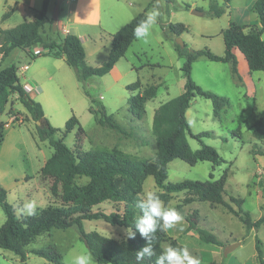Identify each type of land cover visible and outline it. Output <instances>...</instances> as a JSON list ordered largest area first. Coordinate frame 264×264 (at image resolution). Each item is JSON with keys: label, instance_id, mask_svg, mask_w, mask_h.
Here are the masks:
<instances>
[{"label": "rangeland", "instance_id": "obj_1", "mask_svg": "<svg viewBox=\"0 0 264 264\" xmlns=\"http://www.w3.org/2000/svg\"><path fill=\"white\" fill-rule=\"evenodd\" d=\"M59 1V10L54 4L50 6V18L58 11L62 12L63 1ZM157 1L161 2L162 6L155 8L159 11V17L152 27L147 42L134 40L125 57L116 63L115 70L104 76H93L88 80L87 88L95 101L84 92L74 68H70L74 71L73 86L69 80L63 87L58 82L48 81L47 85H43V93L42 91L36 93L41 96L44 103L43 108L47 114L45 117L51 120L54 127L63 129L72 115L78 117L85 130L83 139L76 143L77 134L76 130H73L65 137L67 145L84 150H115L128 158L153 160L157 152V142L152 131L155 110L162 103L179 95L186 82L183 70L186 58L178 52L176 47L178 39L183 41V46L180 47L186 54L193 50L208 48L215 54L223 55L225 43L222 32L231 23L260 25L258 14L253 9L256 0H232L229 3L230 7L228 6L220 17L209 14L210 0ZM185 2L192 8L186 7ZM218 2L222 5L226 4L225 0ZM152 9L154 8H149L148 12ZM194 9L204 14H196L193 12ZM176 23L186 25L187 30L180 35L175 34L171 31L170 25ZM262 38L264 39V33ZM237 51L242 57L239 65L241 79L233 74L231 62L213 61L205 55L199 56L193 62L191 70V78L196 84L230 99V106L221 112L220 117L215 116L212 101L199 95L193 98L187 112L191 131L209 132L210 135L203 136L202 139L205 143L216 147L223 162L219 166H214L212 162L204 160L191 165L176 158L168 164V181L207 180L211 179V176L217 179L227 171L224 199L236 209L238 206L231 202L230 198L244 199L242 208L251 214L252 219L257 220L264 214V154H257L258 150H264V140L256 138L253 131L255 118L261 116L264 121V71H250L244 54L240 50ZM38 58L31 59L28 56L19 62L13 56L10 58L9 62L18 66V75L23 84L27 83L26 78L34 69L33 62ZM25 64L29 67L22 73L21 68ZM137 79H140L144 86L158 85L157 95L147 101L146 113L142 119H137L132 114L128 104L130 91L126 86ZM65 80L67 82L66 77ZM102 106L122 127L123 132L99 123ZM27 113L28 110L13 94L5 112L0 114V123L8 120L13 114L22 120L21 123H14L7 128L5 139L0 143V185L6 189L7 200L14 205L18 215H25L21 210L29 201L35 202L36 209L45 208L49 204H62L60 196L52 195V200H49L44 192L36 187L33 176L44 158L52 154L53 148L47 140H40L36 132V121L30 119ZM187 136L193 149L201 146L198 139L189 133ZM27 175L32 178L26 180ZM77 182L84 185L88 182V178L79 177ZM147 191H159L153 176L145 179L141 194ZM176 194L178 195L168 203L161 199L166 207L175 208L180 214L184 210L189 213L199 209L201 228L211 231L225 244L232 242L234 238L237 239L234 243L241 242L228 251L229 246L233 244L229 243L218 255L198 254L201 264L211 262L264 264V224L259 229L247 230L240 219L225 206L199 201L188 193ZM186 198H196L198 202H193L191 205L183 204ZM114 207L113 202L106 201L95 206L94 210L103 209L110 212ZM136 210L139 211L138 208ZM5 218L0 207V225ZM83 226L86 232L97 231L118 240L126 237L128 229L124 226L112 225L104 219H87L84 220ZM169 230L172 232L173 229ZM180 240L184 242L185 236ZM197 240L200 244V239ZM257 240L260 241L262 262L258 258ZM198 244L187 249L189 252L198 250L200 249ZM49 246H53L62 254L63 264H70L72 258L78 254H90L77 226H71L65 229L53 228L38 235L25 246L26 260H22L13 251L0 247V264H56L31 252L34 248ZM168 246H170L169 241L163 243L164 249ZM91 257L93 258L92 255ZM93 262L100 264L94 258Z\"/></svg>", "mask_w": 264, "mask_h": 264}, {"label": "trees", "instance_id": "obj_2", "mask_svg": "<svg viewBox=\"0 0 264 264\" xmlns=\"http://www.w3.org/2000/svg\"><path fill=\"white\" fill-rule=\"evenodd\" d=\"M222 5L217 0H210V12L213 17H220L226 11L228 2ZM59 0H44L42 8L31 21H25L12 28H0V53L5 60L14 48L27 51L31 59L42 56L64 57L69 66L74 68L76 77L81 83L84 92L91 96L87 82L93 76H104L109 73L116 63L125 56L128 48L136 39L133 30L136 25L145 18L146 10L139 12L128 23L113 34L112 46L108 58L99 66H92L86 60V51L80 38L72 33L65 36L57 34L56 37L44 36L46 23L54 24L55 17L49 18L48 12L52 4L58 10ZM190 7V5H186ZM254 11L258 14L260 26L231 23L223 30L225 53L218 55L208 48L193 50L184 53L179 44H176L178 52L186 58L183 66L186 82L184 90L177 96L162 103L153 116L152 131L157 142V152L152 160H138L128 158L118 151L104 149L84 150L71 147L65 143L68 133L76 130V143L83 139L85 130L78 117L72 115L63 129L54 127L45 117L42 104L35 100L26 91L18 75V66L12 64L2 67L0 63V114L4 113L6 106L13 94L25 106L32 119L36 121L37 135L40 140H47L53 148L51 156L47 159L41 171L53 177L51 193L60 196L61 205L49 204L45 208L36 209L33 216L18 215L7 200V191L0 185V207L6 218L0 225V247L13 251L22 260L27 259L25 246L31 243L38 235L50 231L53 228H69L77 226L89 253L100 264H155L156 258L164 250L163 243L170 246L182 247L176 239L169 237L167 231H160L154 235L152 246L155 255L138 262L137 251L146 244L135 227V219L140 214L136 210L135 202L143 191V184L148 176H153L158 187L160 199L168 203L172 193L185 191L195 196L199 201H208L211 205H223L245 225L247 230L259 229L264 224V214L257 220L252 219L251 214L242 208L244 199L231 197L236 209L230 202L224 199L227 171L219 178L207 180L185 179L178 182L168 181V164L180 158L194 165L199 161L208 160L214 166H219L223 158L215 146L203 141V136L209 132L193 133L186 115L195 96H202L212 101L214 114L220 117L221 112L230 106V99L226 96L204 89L191 78L193 62L201 55L213 61L231 62L232 72L241 79L238 70V60L234 49H239L248 62L250 71H264V0H256L253 4ZM11 14V10L3 14V19ZM248 28V29H247ZM170 29L177 35L187 30L182 23L171 24ZM40 46V51L35 53L34 46ZM130 91L128 104L132 114L137 119H142L146 113V102L157 95L158 85L144 86L140 79L126 86ZM99 123L112 129L123 132L122 127L115 121L112 115L106 112L104 106L100 109ZM44 119V120H43ZM40 122V123H38ZM254 135L259 140H264V121L262 117L254 119ZM5 123H0V142L4 136ZM188 133L198 139L201 146L193 149L188 140ZM257 154H264L260 149ZM87 177L88 182L80 185L77 178ZM264 196V187H263ZM186 198L183 204L194 200ZM106 201L113 202L115 207L110 212L103 209L94 210ZM182 204V203H181ZM182 204V205H183ZM188 227L185 233L197 232L199 238L207 243L225 246L214 233L199 226L200 212L194 209L185 215ZM104 219L112 225H120L136 232L135 238L121 240L104 236L97 231L86 232L84 220ZM256 249L258 258L262 259L260 241L257 240ZM31 252L46 258L47 260L63 264V256L53 246L47 248H34ZM262 262V260H261ZM212 264H217L212 262Z\"/></svg>", "mask_w": 264, "mask_h": 264}, {"label": "crops", "instance_id": "obj_3", "mask_svg": "<svg viewBox=\"0 0 264 264\" xmlns=\"http://www.w3.org/2000/svg\"><path fill=\"white\" fill-rule=\"evenodd\" d=\"M43 1L44 0H0V28L2 29L12 28L21 22L33 20L36 16V13L42 8ZM61 1H63L62 12L58 11V13H56L55 16H53L55 17V21L53 25H51L49 21L46 23V27L44 29V36L54 38L57 36V34L61 36H65L68 33L77 35L80 38L82 44L84 45L86 51V60L92 66H99L108 58L112 46L113 34L116 33L126 23H128L135 15H137L139 12L144 10L148 12L149 8H158L162 6V3L158 2L157 0H131V1L130 0H61ZM231 1L232 0L228 2L229 7H230L229 3ZM186 5H190V4L185 2V6ZM189 8H192V6L190 5ZM8 10H11V14L7 18L3 19V14ZM48 16H49V12H48ZM237 50L239 49L237 48L234 49V53L238 59V70H239V65L242 57ZM12 56L13 58H16L19 62L21 61V59L27 58L28 54L26 50H23L21 48H14L9 54V56L5 60H2V55L0 53L1 66L5 67L15 64L9 62ZM33 64H34V69L29 74V77L26 79L30 81L29 82L27 80V83H30L34 86V90H32L29 93L35 100H38L42 103V107H44V103L41 100V96L36 95V93H39L40 91H42L43 93V85H47L46 83L48 81L50 82L55 81L56 83L58 82L59 85L63 87L64 84H68V80H69L71 86H73L74 71L70 70V68L72 67L67 64L64 57L42 56L39 57L35 62H33ZM28 67H29L28 64L22 66L21 68L22 73H24V71ZM115 67L116 65L114 66L112 71L115 70ZM65 77L67 78V82L65 80ZM14 95L15 98H17V94ZM44 113L45 115H47L45 111ZM26 115L30 119H32L30 113H27ZM48 120L49 122L51 121L50 119ZM6 121H4V123H6ZM11 126L12 124H9L8 126L5 125L6 128L4 130V136L1 142H3L5 139V133L7 128ZM49 157L44 158V160L38 166L35 176L33 177L36 181L37 189H41L44 192V195L48 197L49 200H52V193L50 187H51V183L53 182V177H51L50 175H46L41 171L42 167L44 166L45 162ZM31 178L32 176H28V175L25 177L26 180ZM182 192H183L182 195H185L187 193L185 191ZM177 195L178 194L176 193H172L171 199H173V197ZM193 202H198V201L194 200L188 203L187 205H191V203ZM186 214L187 213L184 210V212L181 214L183 216V221L180 224H178L176 227L172 228L174 231L173 230L172 232L170 230H166V231L169 237H172L173 239L176 240L179 239L178 243L182 245V247H186L189 249L193 247L195 244H198L197 239L200 238L197 232H193L190 234L185 233L188 227V222L185 218ZM180 228H182L183 230L182 231L179 230ZM182 236H185L184 242L180 240ZM236 241L237 239L234 238L232 242L226 243L225 246H219L216 244L204 242L200 239V244L197 245L200 249L198 248H197L198 250L194 249L190 253L192 256L196 258H198V254L199 255L209 254L210 256L212 254L218 255L222 253L224 248L229 243H234ZM240 244L241 242L238 243V245ZM210 264H212V262Z\"/></svg>", "mask_w": 264, "mask_h": 264}, {"label": "clouds", "instance_id": "obj_4", "mask_svg": "<svg viewBox=\"0 0 264 264\" xmlns=\"http://www.w3.org/2000/svg\"><path fill=\"white\" fill-rule=\"evenodd\" d=\"M158 17L159 11L155 8L146 13L145 18L133 30L134 37L147 42ZM135 207L139 209L140 214L135 219L134 228L146 240V244L136 253V259L140 262L145 256L155 255L152 241L157 230L166 231L176 227L183 221V216L175 208L166 207L157 191H147L138 195ZM21 211L27 216L35 215V202L25 203ZM126 236L135 238L136 232L127 229ZM70 264H94V262L90 254L81 253L73 257ZM155 264H201V262L192 256L186 247L168 246L156 258Z\"/></svg>", "mask_w": 264, "mask_h": 264}, {"label": "built area", "instance_id": "obj_5", "mask_svg": "<svg viewBox=\"0 0 264 264\" xmlns=\"http://www.w3.org/2000/svg\"><path fill=\"white\" fill-rule=\"evenodd\" d=\"M40 46H34L33 47V51L35 53L40 51ZM24 88L26 89L27 92H31L32 90H34L33 86L30 83H25L23 84ZM21 119L17 116V115H11L8 119V121H6L5 125L8 126L9 124H14V123H21Z\"/></svg>", "mask_w": 264, "mask_h": 264}, {"label": "water", "instance_id": "obj_6", "mask_svg": "<svg viewBox=\"0 0 264 264\" xmlns=\"http://www.w3.org/2000/svg\"><path fill=\"white\" fill-rule=\"evenodd\" d=\"M193 12L196 13V14H200V15L204 14L202 11H199V10H197V9H194ZM177 44H179L180 46H183V41L179 38ZM43 120H44V119H43ZM38 123H40V122H38ZM237 245H238V243H233V244H231V245L229 246L228 251L231 250V249H233V248H235Z\"/></svg>", "mask_w": 264, "mask_h": 264}]
</instances>
